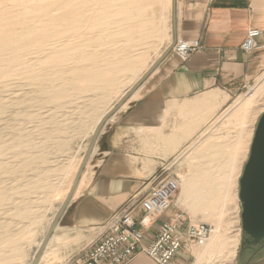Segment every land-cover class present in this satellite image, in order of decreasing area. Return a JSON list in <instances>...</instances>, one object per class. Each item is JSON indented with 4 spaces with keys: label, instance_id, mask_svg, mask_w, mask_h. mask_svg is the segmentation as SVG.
Segmentation results:
<instances>
[{
    "label": "bare ground",
    "instance_id": "obj_1",
    "mask_svg": "<svg viewBox=\"0 0 264 264\" xmlns=\"http://www.w3.org/2000/svg\"><path fill=\"white\" fill-rule=\"evenodd\" d=\"M146 1L0 0V264H13L21 255L22 238H15L14 229L36 224L46 206L58 201L47 232L86 184L81 171L95 149L90 140L105 116L120 107L102 104L123 74L139 68L143 56L133 51L151 44L154 26ZM74 138L81 144L73 174L59 189L47 182V163L57 151L69 150ZM186 152L200 162L189 164L180 198L187 210L203 211L208 220L225 204V153L212 142ZM215 226L206 248L220 242L219 220Z\"/></svg>",
    "mask_w": 264,
    "mask_h": 264
},
{
    "label": "crops",
    "instance_id": "obj_2",
    "mask_svg": "<svg viewBox=\"0 0 264 264\" xmlns=\"http://www.w3.org/2000/svg\"><path fill=\"white\" fill-rule=\"evenodd\" d=\"M249 28L261 37L258 48L244 53ZM176 38L199 39L203 49L184 61L169 53L106 121L92 179L59 222L58 239L76 240L63 253L67 260L95 241L130 197L173 175L172 157L210 123L224 98L255 80L264 67V0H177ZM155 228L145 232L146 242ZM190 256L182 248L172 264ZM128 264L155 263L139 253Z\"/></svg>",
    "mask_w": 264,
    "mask_h": 264
},
{
    "label": "rangeland",
    "instance_id": "obj_3",
    "mask_svg": "<svg viewBox=\"0 0 264 264\" xmlns=\"http://www.w3.org/2000/svg\"><path fill=\"white\" fill-rule=\"evenodd\" d=\"M176 1L177 0L146 1L144 10L146 16L152 19L154 26L151 44L146 47L141 46L133 51L134 55L142 54L141 56H143L139 68L128 76H126L127 74L122 75L123 79L118 84L117 89L112 91V93L107 96L106 101L102 104V107H109L118 103L120 100H118L120 94L127 89H132V87L140 78L144 76L156 60L159 58L162 60L169 53L174 54L171 50V46L174 41L173 30ZM153 71L154 70H152L144 78V80H142V82L130 93L124 103L120 105V107H118V109L111 114V116L126 106V103L135 93L134 91L146 81ZM261 77H263V80ZM114 106H116V104ZM263 112L264 67L259 72L255 80L247 87L243 88L235 95L224 98L223 102L220 104L218 113L214 115L210 123L203 128L201 133L188 142L185 149L178 151L175 156L172 157V164L170 165V168H175L173 175H177L182 181V177L189 172V164L200 162V160L192 159L190 157L187 153L188 151L186 152L187 148L190 149L196 145L198 146L200 143L212 142L225 153V165L223 167L224 172L220 176L225 178L223 181V183H225V204L219 213L217 209L207 220L205 212L198 211L196 213H191L190 210H187V208H189L188 203L180 198L181 189L177 195L176 205L184 211L186 216L191 221L203 222L210 225L212 227L213 234L216 230L215 220H219L221 229L219 243H215L207 248V243L203 247H193L192 250L186 248L187 253H191V256L188 258L186 264H264V240L261 244L251 248L241 249L243 232L241 229V203L239 200V179L249 156L250 145L258 119ZM103 127L101 128L94 143V152L88 157L84 167L82 168L81 173L85 172L87 181L80 189L78 196L84 191L92 179L91 175L98 158V137ZM79 143L81 144L78 138L71 139L69 143L70 149L57 151V153L54 154V160L47 163L49 168L50 166L52 167L50 168L51 173H49L47 182L51 181V183H54V187H58L59 189L63 188L65 182L68 181L70 176L73 174V167H71V165L76 159L75 156L78 145H80ZM52 190L50 193L53 195L55 191ZM77 197L72 199L70 198L65 211L69 205L77 199ZM58 205V201H52L46 206V209L42 211L43 217L36 224L29 225L24 222L22 226L13 230L15 238L20 235L22 238L21 255L14 261L13 264H31L33 256L37 250L38 243L42 241L46 234L48 219L56 211ZM58 226L59 223L51 233L50 238L44 246L37 264H65L67 262V259L65 258L66 256H64L63 253L67 251L76 240L71 238L64 241L59 240ZM17 230H19L18 235ZM71 257L72 256H70L69 259Z\"/></svg>",
    "mask_w": 264,
    "mask_h": 264
},
{
    "label": "built area",
    "instance_id": "obj_4",
    "mask_svg": "<svg viewBox=\"0 0 264 264\" xmlns=\"http://www.w3.org/2000/svg\"><path fill=\"white\" fill-rule=\"evenodd\" d=\"M261 31L249 28L241 44L244 53L259 46ZM203 49L199 39L176 38L172 52L182 61ZM181 179L177 175L163 177L144 193L130 197L123 207L105 222V230L65 264H128L139 253L155 264H172L182 248L204 245L212 235V227L191 221L177 205ZM156 225L151 239L145 232Z\"/></svg>",
    "mask_w": 264,
    "mask_h": 264
},
{
    "label": "water",
    "instance_id": "obj_5",
    "mask_svg": "<svg viewBox=\"0 0 264 264\" xmlns=\"http://www.w3.org/2000/svg\"><path fill=\"white\" fill-rule=\"evenodd\" d=\"M160 61V59L156 61V63L150 68L148 73H146L144 77L136 83L135 87L122 97V99L116 105L117 107L120 106V104H122L128 98L130 93L142 82V80H144V78L152 70H154V68ZM113 110L110 111L111 113L109 112V115L113 113ZM107 118L108 115L105 116L100 127L92 136L90 140V146L92 144L94 145L100 129L106 123ZM239 200L241 203L240 217L241 229L243 232L241 246L243 247L245 245H255L262 239H264V112L258 119L250 145L249 156L246 164L244 165L242 175L239 179ZM67 204H65L54 221L48 227L45 237L41 243V247L36 252L32 264L38 263L44 246L50 238L51 233L59 223L62 215L64 214Z\"/></svg>",
    "mask_w": 264,
    "mask_h": 264
},
{
    "label": "flooded vegetation",
    "instance_id": "obj_6",
    "mask_svg": "<svg viewBox=\"0 0 264 264\" xmlns=\"http://www.w3.org/2000/svg\"><path fill=\"white\" fill-rule=\"evenodd\" d=\"M242 238H243V234H242ZM263 240L264 239H262L259 243H257V244H255V245H249V246H247V245H245V246H241V249H244V248H251V247H253V246H256V245H258V244H261L262 242H263Z\"/></svg>",
    "mask_w": 264,
    "mask_h": 264
}]
</instances>
